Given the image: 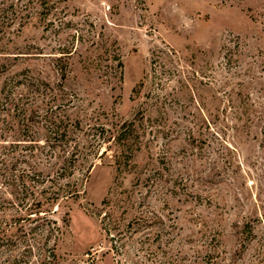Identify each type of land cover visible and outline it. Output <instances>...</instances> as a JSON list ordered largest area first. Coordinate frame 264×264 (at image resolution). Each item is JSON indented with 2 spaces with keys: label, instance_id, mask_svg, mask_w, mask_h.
Masks as SVG:
<instances>
[{
  "label": "rangeland",
  "instance_id": "rangeland-1",
  "mask_svg": "<svg viewBox=\"0 0 264 264\" xmlns=\"http://www.w3.org/2000/svg\"><path fill=\"white\" fill-rule=\"evenodd\" d=\"M0 264H264V0H0Z\"/></svg>",
  "mask_w": 264,
  "mask_h": 264
},
{
  "label": "trees",
  "instance_id": "trees-1",
  "mask_svg": "<svg viewBox=\"0 0 264 264\" xmlns=\"http://www.w3.org/2000/svg\"><path fill=\"white\" fill-rule=\"evenodd\" d=\"M117 67L118 68H121L122 67V64H121V62L119 61V63H118V65H117ZM248 107H250V106H248V105H246L244 108H245V110H248ZM118 140V139H117ZM72 156H74L73 154H71V157Z\"/></svg>",
  "mask_w": 264,
  "mask_h": 264
}]
</instances>
